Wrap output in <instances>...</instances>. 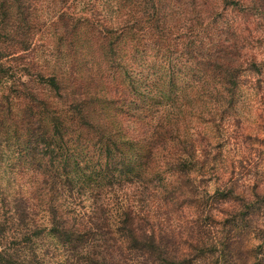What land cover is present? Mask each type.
<instances>
[{
    "label": "trees",
    "instance_id": "trees-1",
    "mask_svg": "<svg viewBox=\"0 0 264 264\" xmlns=\"http://www.w3.org/2000/svg\"><path fill=\"white\" fill-rule=\"evenodd\" d=\"M58 1L70 0H0V165L9 168L0 185V264H264V136L237 114L242 73H260L247 50L264 43V0H171L169 8L194 7L183 34V19L165 25L160 0H140L132 24L151 31L153 45L186 58L192 72L183 88L189 102L176 97L184 108L175 119L151 112L159 90L142 93L129 71L127 89L108 101L92 55L89 74L72 62L65 80L35 59V30L47 23H39L40 5ZM98 1L84 3L99 20H74L62 10L56 22L67 38L88 25L120 67L124 35L100 17ZM253 88L264 125V78ZM120 103L130 110L113 125L117 115L102 105ZM231 142L243 152L238 159L225 150ZM108 197L118 205L114 214ZM84 199H91L88 211ZM51 245L57 250L49 256Z\"/></svg>",
    "mask_w": 264,
    "mask_h": 264
},
{
    "label": "rangeland",
    "instance_id": "rangeland-1",
    "mask_svg": "<svg viewBox=\"0 0 264 264\" xmlns=\"http://www.w3.org/2000/svg\"><path fill=\"white\" fill-rule=\"evenodd\" d=\"M85 1L86 0H70L69 2L67 1L68 3H61L58 1L57 3H54L55 5L53 6L51 2H44V4L42 3L40 5L44 10L42 15L39 16V23H42L44 20L47 23H45L42 27L40 26V29L35 30L36 34L34 36L35 38L33 44L35 47L33 52L35 59L38 60L41 65H45L47 71H53L57 73V75L64 76L63 79L65 80L68 77V63L73 62L74 69H76L77 72L85 75L87 73L89 74V68L91 67L89 63H92V61L89 62V56L92 55L93 61L98 59L97 66L99 67V70H95L96 75L103 76V78H96L99 79L96 84L98 82L101 84L98 90L104 92L105 97L109 98L108 101L117 90L120 91V87L122 88V86H124L127 89L128 73H126V71H129L128 75H132L135 80H138V88L142 93L145 89H147L150 92V97H152L156 96L155 94L159 90L160 94L157 95L156 100L157 102L161 101V103L150 102V105L155 103L151 108V112L160 111V113H163L164 115L167 114L169 118L175 119L178 115L177 112L184 108L182 106L180 108V102L175 101L176 97H178V95L185 94L186 97L184 98V101H188L190 98V90L183 89L185 84L190 81L189 79L192 73L187 70L189 65L186 62V58L179 57L178 54L171 49L170 51L167 50L166 47H158L155 44L153 45L152 38L147 40L148 37H151V31L148 35H145L143 34V31L139 30V25L136 26V24H132V20L130 18L132 15L136 14L137 6L140 3V0H99L96 7L102 12L100 17H106L107 22L113 24L114 29L118 30L116 33L124 35L123 39H120L121 43H118L117 47V51L124 57L122 58L121 66L122 62H126V58L132 57L131 64L128 63L125 67H117L115 62L110 61L106 50L100 51L99 44L93 42L94 39L91 37L89 30L90 27L88 25L85 24L82 27H76L77 31L73 38H67L66 35H62L63 28H61V26L56 22L60 13L59 11H67L65 15H72L74 20L78 18H80V20H84L86 18L99 20V18L94 17L90 11H88L89 5L85 4ZM160 1L161 3L159 4V8H161V15H167L170 17H168L170 21L165 25L169 26L171 23H175L176 21L183 19V23L185 22L184 24H177V28L179 27V33L183 34L195 18L194 7L188 4L186 7L178 8V6H176L169 8V4L167 2H170L171 0ZM69 5L71 6L67 8ZM84 5L85 8H83ZM222 7L223 6L220 3L216 4L218 12H225V15L229 16V10L226 8V10H223ZM51 21H54V23L49 25ZM175 36H177V34H175ZM172 39L175 40V38ZM181 41L184 42L185 40ZM251 46L252 47L247 50V55L250 60L255 61L260 73L250 71L242 73V78L247 80V85L238 93L240 101L237 107V114L241 115V121L244 124V128L250 129L249 131H252V133L254 132L260 136H264V125L257 122V116L260 112V108L257 103L259 102L258 96L256 95L257 91L253 88V85L255 86V83L259 80V78H264V43L261 44L256 42L255 46H253V44H251ZM157 48H160L158 49L159 51H157ZM68 56L69 59L67 58ZM75 56H77V58H75ZM163 56L167 58H164ZM163 60H165V63L170 70L174 72L175 87L173 88H170L167 85L168 80L167 77L164 76V72L162 70L163 65H165ZM111 66H113V68H110ZM153 83H162V85L154 84L153 86ZM76 88L77 87H75V89ZM180 89L183 90L180 92ZM44 92L46 95L49 94L48 91ZM159 96H166V98L162 101L159 99ZM188 102H185V104L187 105ZM59 103L61 104V102H57L58 105ZM191 104L193 105V103ZM102 106L106 114L113 116L117 115L115 118L111 119L113 125L121 124L123 119L119 118L118 115L130 110L127 103H120L114 106ZM195 107L197 108V106ZM95 111L98 112V106H95ZM104 112L103 114H105ZM72 130H75V128ZM72 138L74 139V136ZM225 150L230 151V158L238 156V159L239 156L243 154L241 150V153H238L239 148L236 151L232 142L227 145ZM8 170L9 168L7 169V164L2 163L0 165V185L7 177H9V175L6 174ZM25 173L26 178H28L30 173L27 171ZM20 177L18 176L19 179ZM26 178H24V180ZM245 178L248 179V175L245 176ZM0 189H2L1 186ZM105 198L106 196L103 197L101 201H104ZM108 200L110 214H114L118 205L114 203L112 197H108ZM81 205V210L86 209L88 211L87 208H90L92 205L91 199H84V202H82ZM171 224L175 225V222L172 221ZM46 241L47 243H54V241L49 238ZM248 245L251 244L247 243L245 245L247 250L249 249ZM51 247L52 249L50 250L49 256L52 255L54 250H57L55 249V246L51 245ZM55 256L57 261L63 262L61 252L55 251Z\"/></svg>",
    "mask_w": 264,
    "mask_h": 264
}]
</instances>
